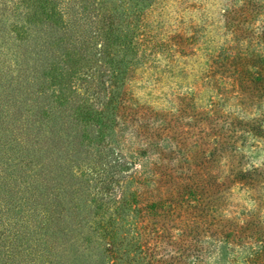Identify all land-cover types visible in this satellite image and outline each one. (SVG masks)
<instances>
[{"label":"rangeland","instance_id":"obj_1","mask_svg":"<svg viewBox=\"0 0 264 264\" xmlns=\"http://www.w3.org/2000/svg\"><path fill=\"white\" fill-rule=\"evenodd\" d=\"M105 2L131 41L94 45L124 91V243L154 264H264V0Z\"/></svg>","mask_w":264,"mask_h":264},{"label":"trees","instance_id":"obj_2","mask_svg":"<svg viewBox=\"0 0 264 264\" xmlns=\"http://www.w3.org/2000/svg\"><path fill=\"white\" fill-rule=\"evenodd\" d=\"M114 16L105 0H0V264H154L119 231L124 91L94 51L131 44Z\"/></svg>","mask_w":264,"mask_h":264}]
</instances>
